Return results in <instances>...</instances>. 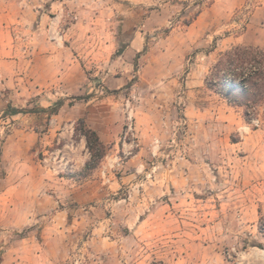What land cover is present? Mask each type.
<instances>
[{
    "label": "rangeland",
    "instance_id": "obj_1",
    "mask_svg": "<svg viewBox=\"0 0 264 264\" xmlns=\"http://www.w3.org/2000/svg\"><path fill=\"white\" fill-rule=\"evenodd\" d=\"M133 1L145 33L158 29L122 66L108 51L88 62L87 36L80 76L0 62V264H264V177L240 163L254 149L264 159L263 110L245 120L205 83L232 45L264 48V0ZM115 9L106 2L102 18L120 20ZM79 18L68 12L57 31ZM200 83L210 92L193 91Z\"/></svg>",
    "mask_w": 264,
    "mask_h": 264
},
{
    "label": "crops",
    "instance_id": "obj_2",
    "mask_svg": "<svg viewBox=\"0 0 264 264\" xmlns=\"http://www.w3.org/2000/svg\"><path fill=\"white\" fill-rule=\"evenodd\" d=\"M126 1L129 3L125 5L120 2L113 4V0H50V4L45 6L39 0H35V3L32 1L22 3L16 0L1 2L0 0V54L7 53L0 55V62L3 65L13 66L14 74L26 75L28 71L33 73L35 69L43 68L56 76H80L85 69L82 60L88 57L83 55L85 50L79 52L76 46H84V44H80V40L85 36L88 40L92 39L90 53H94L88 62L91 60L95 63L99 62L104 51H108L110 55H116V64L133 60L143 51L146 45V36H150V32L157 30L158 27L149 28L147 29L149 33H145L146 29L143 28L147 23H140L135 19L134 1ZM242 1L239 0L238 4ZM106 2L112 3V6L116 8L113 10L114 12H122L120 20H113L110 17H107L106 20L102 18ZM238 4L232 6L236 7ZM230 7L231 3L225 5V8ZM73 10L80 14L87 13V19L79 18L67 23L64 32L60 33L57 31L58 24L60 22L64 24V16ZM149 26L152 25L146 27ZM20 34H26L27 39L23 40ZM103 34L109 37L105 42L100 38ZM119 46L121 49L118 51ZM97 54H99L98 57ZM4 56L6 58H3ZM2 74L0 71L1 76ZM198 86L193 91L197 93L210 92L203 83ZM202 109L200 101L193 99L185 110H189L191 117L198 121L202 116ZM259 152V149H254V159L248 160L249 155H246L245 159L240 160L245 169L247 166L252 169L250 177L254 181L264 177L262 171V169L264 170V159L261 158L262 154ZM141 154H143L142 148L136 150L134 156L127 162L135 173L144 165L140 160ZM132 160L134 163H131ZM159 183L161 182L159 181ZM139 184L133 182L131 186L136 187ZM160 189L165 193V183H161ZM128 221L130 222V220ZM261 253L263 252L261 251Z\"/></svg>",
    "mask_w": 264,
    "mask_h": 264
},
{
    "label": "trees",
    "instance_id": "obj_3",
    "mask_svg": "<svg viewBox=\"0 0 264 264\" xmlns=\"http://www.w3.org/2000/svg\"><path fill=\"white\" fill-rule=\"evenodd\" d=\"M205 83L228 104L244 107L245 120L255 114L257 108L264 114V48L251 44L232 45L219 54ZM83 135L90 160H100L104 155L103 143L97 133L88 128Z\"/></svg>",
    "mask_w": 264,
    "mask_h": 264
},
{
    "label": "built area",
    "instance_id": "obj_4",
    "mask_svg": "<svg viewBox=\"0 0 264 264\" xmlns=\"http://www.w3.org/2000/svg\"><path fill=\"white\" fill-rule=\"evenodd\" d=\"M128 129L131 130V124L128 125Z\"/></svg>",
    "mask_w": 264,
    "mask_h": 264
}]
</instances>
